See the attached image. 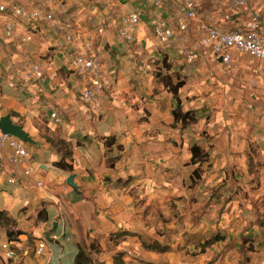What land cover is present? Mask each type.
<instances>
[{"label":"crops","instance_id":"obj_1","mask_svg":"<svg viewBox=\"0 0 264 264\" xmlns=\"http://www.w3.org/2000/svg\"><path fill=\"white\" fill-rule=\"evenodd\" d=\"M12 1L30 9L52 10L59 19L72 21L93 36L105 28L101 57L108 99L96 110L81 101L85 80L69 67L71 58L81 51L80 44L68 42L60 31L41 24L33 40L22 46L28 25L14 19L13 31L6 34L5 17L0 14V117L11 114L36 141L35 145L24 143L32 158V176L9 164L10 148H0V211L23 232L12 244L16 259L7 261L2 249L7 238L0 229V264H70L77 245L89 248L91 244L98 247L95 257L102 264H113L117 252L125 253L126 264H203L191 259L184 245L179 250V241L173 239L186 232H204V226L196 228L189 218L180 226V218L170 215L162 217L164 224L152 210L160 200L163 174L177 172L180 166L195 169L190 164L194 143L209 154L204 171L219 173L239 166L247 173V159L256 157L264 164V60L234 53L232 64L224 66L209 53L207 33L201 28L206 24L223 31L240 30L246 14L232 10L225 0H196L198 20L169 43L158 44L153 23L162 18L177 29L183 17L178 0H161L159 7L147 0ZM249 1L264 15V0ZM135 10L142 13L136 41L122 46L117 37L119 20ZM227 15L231 21L225 20ZM184 46L196 49L199 59L187 62L180 54ZM164 57L173 80L185 81L179 90L183 110L196 111L198 116L197 123L186 128L174 124L176 101L149 63ZM2 58L17 67L8 68ZM35 62L47 65L43 83L28 75ZM11 74L16 75V88L9 86ZM52 112L58 114L59 123L51 118ZM47 137L71 143L73 173L53 165L61 156ZM107 137L115 138L111 147L105 145ZM180 154H186L181 163ZM72 174L78 191L66 183ZM11 178L14 183H9ZM262 190L264 181L254 195L258 205L264 202ZM42 209L47 214L43 220L38 218ZM248 217L236 214L222 228L237 235L244 220L253 221ZM118 232L122 236L116 237ZM240 233L243 239L253 232ZM46 239L59 245L61 254L55 255ZM153 239L168 250L144 248L143 241ZM40 241L47 244L43 255L36 254ZM215 264L241 263L228 254Z\"/></svg>","mask_w":264,"mask_h":264},{"label":"built area","instance_id":"obj_2","mask_svg":"<svg viewBox=\"0 0 264 264\" xmlns=\"http://www.w3.org/2000/svg\"><path fill=\"white\" fill-rule=\"evenodd\" d=\"M113 1V0H112ZM115 1V0H114ZM152 5L159 7L161 0H147ZM183 7V17L177 23V29L173 28L166 20L159 18L153 23V35L158 44H166L172 41L178 33L188 30L192 22L198 20V6L196 0H178ZM234 11H242L246 14V20L240 30L223 31L215 26L201 24V28L207 33L209 53L215 60L221 61L224 66L229 67L233 62L234 53L247 56L254 60H264V15L255 11L249 0H225ZM0 14L5 17L4 26L6 34L13 31L14 19L23 21L29 30L20 40V45H25L33 40L38 25L49 24L53 29L61 32L68 42L80 44L81 51L74 55L70 62V69L85 80V86L80 93V99L90 108H101L106 100L107 86L102 66V40L105 28L98 30L97 36L82 30L72 21L59 19L54 11H42L30 9L24 5L14 3L12 0H0ZM142 13L140 10L128 12L121 16L117 28V37L122 46H128L136 41V33L141 23ZM225 20L231 21V16H225ZM180 54L189 63L199 59L198 51L189 46H184ZM8 68L17 67V63L10 60ZM43 83L47 79V65L44 62H35L30 65L28 74ZM9 86L17 87L15 74L9 77ZM51 118L56 123L60 118L56 112H52ZM10 148L8 162L15 168H21L25 176H32L34 168L32 158L26 145L19 139L0 130V148ZM11 178L9 183H14ZM38 186H42L38 182ZM13 243H5L2 249L5 251L7 261L16 259V252L12 248ZM47 250L45 241H40L36 248L37 255H43Z\"/></svg>","mask_w":264,"mask_h":264},{"label":"rangeland","instance_id":"obj_3","mask_svg":"<svg viewBox=\"0 0 264 264\" xmlns=\"http://www.w3.org/2000/svg\"><path fill=\"white\" fill-rule=\"evenodd\" d=\"M2 60L4 65H7L8 61L4 58ZM152 60H149L150 65L154 63ZM180 156L181 163L185 161L186 154H180ZM247 162H249L247 173L242 172V167L239 166H235L234 169L226 167L223 173L205 169L201 181L195 186L190 181L192 167L183 169L180 166L177 172L163 174L165 177L160 200L155 203V209L152 212L160 216L161 220L162 217L169 215L179 217L180 226L184 225L188 218L196 228L204 226V232L199 230L194 233L186 232L178 240L173 237L175 242L179 241V250L182 245L187 247L186 254L196 263L215 264L221 256L228 254L230 259L231 257L239 258L241 264L264 262V202L263 205H258L253 200L256 188L264 181V164L258 157L255 160L247 159ZM262 192L264 193V190ZM150 212V210L147 211V213ZM236 214L249 216L248 219L253 220L252 222L244 220L241 227L237 228V235L222 228L230 224V220L232 221ZM253 215L257 216V220ZM203 218L205 220H202ZM162 221L165 224L164 220ZM247 230L253 233L244 238L252 237L251 242L254 243L252 247L259 250L257 254L260 256L250 254L246 249L247 246L242 244L244 240L240 232L245 233ZM218 232L224 236V240L221 243L207 245L206 241L214 239ZM47 242L55 255L61 254L59 245L51 240ZM64 252L63 257H69L66 249ZM245 258L248 263L245 262Z\"/></svg>","mask_w":264,"mask_h":264},{"label":"trees","instance_id":"obj_4","mask_svg":"<svg viewBox=\"0 0 264 264\" xmlns=\"http://www.w3.org/2000/svg\"><path fill=\"white\" fill-rule=\"evenodd\" d=\"M155 67L154 76L158 79V81L163 83L165 89L171 93L176 101V106L172 111V116L174 118V124H181L183 128H186L192 124L197 123L198 116L196 111L189 110L184 111L182 107V101L179 97V90L185 85V81L181 78H177V81H174L171 75H169V71L171 70L170 64L167 62V57H164L161 61H155L153 63ZM46 141L49 142L60 154V159L53 163V165L63 171L73 173L74 165H73V154H72V145L71 143L65 141L60 137L50 138L47 137ZM115 142L114 137H107L105 139V145L107 147H111ZM121 148V147H120ZM191 160L190 164L195 167L192 174L190 175V181L192 185H197L199 181L202 179V175L204 172L203 166L209 162V154L205 152L197 143H194L191 148ZM69 160V161H68ZM46 211L44 209L38 212V218L43 220L46 219ZM0 229H3L6 234L7 242L13 243L19 239V237L23 234L22 231L15 229V222L8 217L7 213L4 211H0ZM220 232V231H219ZM215 234L214 239H207V245L213 243H219L224 240V236L220 235V233ZM122 236L120 232L117 233L116 237ZM112 236V240H114ZM252 237L243 238V243L246 245V249L248 252L255 253V250L251 242ZM254 241V240H253ZM143 246L147 250L156 251V252H164L167 249V246L162 244L156 239L143 241ZM99 249L95 244H91L88 248L83 245H77L76 251L73 255V259L70 264H102L100 263L95 254L99 253ZM125 253L117 252L112 257L113 264H126L125 262ZM245 262H247V258H245Z\"/></svg>","mask_w":264,"mask_h":264},{"label":"water","instance_id":"obj_5","mask_svg":"<svg viewBox=\"0 0 264 264\" xmlns=\"http://www.w3.org/2000/svg\"><path fill=\"white\" fill-rule=\"evenodd\" d=\"M0 43H3V40L0 38ZM0 130L3 133L14 136L23 143L35 145L36 141L32 136L24 129L23 125L17 124L13 121L11 114L0 117ZM76 175L72 174L68 177L66 183L72 187L75 191H78V187L74 182Z\"/></svg>","mask_w":264,"mask_h":264}]
</instances>
